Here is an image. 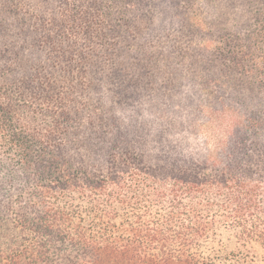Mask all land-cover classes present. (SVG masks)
Returning <instances> with one entry per match:
<instances>
[{"label":"trees","instance_id":"obj_1","mask_svg":"<svg viewBox=\"0 0 264 264\" xmlns=\"http://www.w3.org/2000/svg\"><path fill=\"white\" fill-rule=\"evenodd\" d=\"M0 264H264V0H0Z\"/></svg>","mask_w":264,"mask_h":264},{"label":"rangeland","instance_id":"obj_2","mask_svg":"<svg viewBox=\"0 0 264 264\" xmlns=\"http://www.w3.org/2000/svg\"><path fill=\"white\" fill-rule=\"evenodd\" d=\"M204 131V130H203ZM205 132H201L200 133V139H202V140H200V139H198V140H196L195 138H191L190 139V143L194 146V147H198V148H196V149H199V148H202L203 149V151H205V148H212L213 147V142L212 141H209V143H208V146H204L203 145V139H206V137H207V135H205L204 134ZM254 250H256V252H257V248H254Z\"/></svg>","mask_w":264,"mask_h":264}]
</instances>
